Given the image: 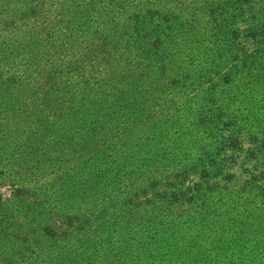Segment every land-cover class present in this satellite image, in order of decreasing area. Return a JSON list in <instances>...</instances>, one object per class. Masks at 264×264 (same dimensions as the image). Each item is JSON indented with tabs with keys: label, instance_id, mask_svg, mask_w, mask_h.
<instances>
[{
	"label": "trees",
	"instance_id": "1",
	"mask_svg": "<svg viewBox=\"0 0 264 264\" xmlns=\"http://www.w3.org/2000/svg\"><path fill=\"white\" fill-rule=\"evenodd\" d=\"M119 1L0 0L2 175L19 185L68 155L61 194L46 192L70 264H189L180 230L208 227L220 245L247 234L264 258V0ZM29 192L0 198V233L42 213Z\"/></svg>",
	"mask_w": 264,
	"mask_h": 264
},
{
	"label": "rangeland",
	"instance_id": "2",
	"mask_svg": "<svg viewBox=\"0 0 264 264\" xmlns=\"http://www.w3.org/2000/svg\"><path fill=\"white\" fill-rule=\"evenodd\" d=\"M118 0H115V2ZM121 0L118 2L117 6L121 4ZM188 6L193 7L195 5H199V0H167V4L165 1H161L160 3H154L152 6L153 9L158 12L165 11L167 8H173L175 5ZM115 6L116 9H119ZM263 110L259 115L258 119L261 121L264 130V105L262 106ZM264 140V134H263ZM207 146L203 152V158L207 159L212 156L213 146L212 140H206ZM4 145V144H3ZM248 146V143L245 142V147ZM10 147L7 149L9 150ZM262 153L264 155V146L262 149ZM51 157H55V155L51 154ZM244 155L241 153L239 157V161L233 166L232 171L241 174V168L239 165L241 164L242 158ZM68 155L63 158L62 162H58V160L52 159L49 163V169H46L48 175H43L38 179H27L18 181L19 185H15L12 181L8 180L9 177H4L2 174L8 168L5 167V162L0 163V198L5 200L11 196L12 191L17 187L19 188H27L30 192L27 194L29 196L30 201H38L41 202L39 204V208L41 210V214L36 216L34 224H31L30 229L25 230L23 228H19L16 226L15 230L10 232V230H5L0 233V264H70V260L67 258L69 255V251H71V243H72V230L67 227V224H64L61 215H65L62 209L56 200V196L61 194L59 190V185L61 182L54 181L55 176L65 170L67 167V161L64 162V159L67 160ZM262 166L264 172V157L262 159ZM252 169L251 165L247 166ZM244 174H241L240 177L244 178ZM21 175H18L20 178ZM22 178V177H21ZM20 178V179H21ZM23 179V178H22ZM67 180V179H66ZM199 181V177L189 176L184 184L188 185L194 182ZM262 183L264 184V175ZM66 184V182H65ZM66 186V185H65ZM50 187L55 190L56 188V196H51L49 198L46 189ZM157 189L156 191H159ZM155 191V192H156ZM65 204L69 201L68 191L65 194ZM36 205V204H35ZM66 206V205H65ZM64 210V209H63ZM209 218V217H208ZM48 222V226H43L44 222ZM40 224V225H38ZM261 226V230L264 231V212H261V221L258 225L252 227L253 232L257 231V228ZM1 228V226H0ZM49 228V229H47ZM211 228H200L199 231H192L190 229L180 230V236L178 240L180 242H186L189 244L188 252L190 255L187 256V260H189V264H195L198 261H203L204 264H225L228 262L229 264H261L264 260L262 256H256L257 247L253 246L255 241L248 240V235H243L242 233L238 234V236L228 237L229 240H225L223 244L220 245L218 238H221V235L218 234L219 237H215L211 239L214 235L210 232ZM45 230L47 232H42ZM259 230V229H258ZM250 236L253 237V234L250 232ZM241 239V241L239 240ZM8 239L7 244L5 241ZM211 239V240H210ZM13 243H12V242ZM216 242L214 244L213 242ZM229 242L233 245L229 250L232 251L233 254H226V246L224 243ZM218 243V244H217ZM260 244L264 245V241H260ZM2 244V245H1ZM217 248H213L215 246ZM212 248L215 249L212 253H204L207 249ZM203 252L200 254V251ZM220 251V253H218ZM58 254H61L57 257ZM183 259V257H182ZM117 261V260H116ZM114 260H109L106 264H126L127 261L116 262ZM88 264V263H87Z\"/></svg>",
	"mask_w": 264,
	"mask_h": 264
}]
</instances>
